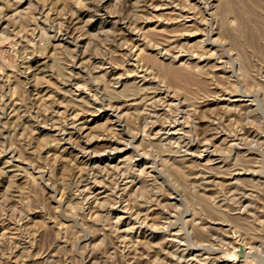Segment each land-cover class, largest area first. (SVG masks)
<instances>
[{"label":"rangeland","instance_id":"1","mask_svg":"<svg viewBox=\"0 0 264 264\" xmlns=\"http://www.w3.org/2000/svg\"><path fill=\"white\" fill-rule=\"evenodd\" d=\"M0 264H264V0H0Z\"/></svg>","mask_w":264,"mask_h":264},{"label":"bare ground","instance_id":"2","mask_svg":"<svg viewBox=\"0 0 264 264\" xmlns=\"http://www.w3.org/2000/svg\"><path fill=\"white\" fill-rule=\"evenodd\" d=\"M177 240V239H176ZM178 241V240H177ZM170 263V262H169Z\"/></svg>","mask_w":264,"mask_h":264}]
</instances>
